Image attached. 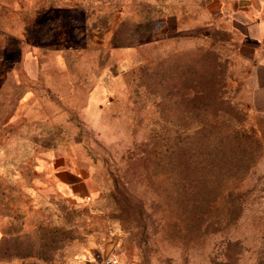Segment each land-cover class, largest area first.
I'll return each mask as SVG.
<instances>
[{
	"label": "rangeland",
	"instance_id": "374dc122",
	"mask_svg": "<svg viewBox=\"0 0 264 264\" xmlns=\"http://www.w3.org/2000/svg\"><path fill=\"white\" fill-rule=\"evenodd\" d=\"M0 0V264H264V0Z\"/></svg>",
	"mask_w": 264,
	"mask_h": 264
},
{
	"label": "crops",
	"instance_id": "0c3cea01",
	"mask_svg": "<svg viewBox=\"0 0 264 264\" xmlns=\"http://www.w3.org/2000/svg\"><path fill=\"white\" fill-rule=\"evenodd\" d=\"M242 34L245 38L242 54L252 66V111L264 118V21L253 22L247 18Z\"/></svg>",
	"mask_w": 264,
	"mask_h": 264
},
{
	"label": "built area",
	"instance_id": "2783aa9c",
	"mask_svg": "<svg viewBox=\"0 0 264 264\" xmlns=\"http://www.w3.org/2000/svg\"><path fill=\"white\" fill-rule=\"evenodd\" d=\"M91 264H122V262L114 254H109L93 260Z\"/></svg>",
	"mask_w": 264,
	"mask_h": 264
},
{
	"label": "water",
	"instance_id": "95a60500",
	"mask_svg": "<svg viewBox=\"0 0 264 264\" xmlns=\"http://www.w3.org/2000/svg\"><path fill=\"white\" fill-rule=\"evenodd\" d=\"M242 1H244V2H242ZM245 2H246L245 0H241V3H245ZM107 255H109V254H108V248H107L106 252L103 254V257H104V256H107Z\"/></svg>",
	"mask_w": 264,
	"mask_h": 264
}]
</instances>
